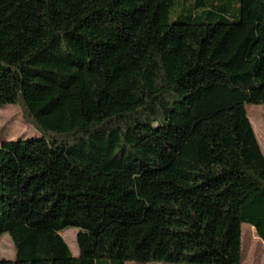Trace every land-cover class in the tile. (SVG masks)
I'll return each instance as SVG.
<instances>
[{"label":"trees","instance_id":"16d2710c","mask_svg":"<svg viewBox=\"0 0 264 264\" xmlns=\"http://www.w3.org/2000/svg\"><path fill=\"white\" fill-rule=\"evenodd\" d=\"M237 1L169 24L174 0H0V106L40 135L0 143V264H242L243 224L264 243V0Z\"/></svg>","mask_w":264,"mask_h":264},{"label":"rangeland","instance_id":"374dc122","mask_svg":"<svg viewBox=\"0 0 264 264\" xmlns=\"http://www.w3.org/2000/svg\"><path fill=\"white\" fill-rule=\"evenodd\" d=\"M207 1H210L217 6H221L223 8V13L226 15L229 22H238L239 4L237 0ZM195 4L196 0H174L171 13L169 14L168 23L173 24L185 22L189 16L196 13V9L194 8ZM245 110L246 113L248 112V120L264 156V106L247 105L245 106ZM39 137L40 135L34 130V128L24 122L22 112L18 106H0V143L16 140H34ZM250 229L253 228L248 224H243L241 226L242 264H264V243H262L257 236V240L253 241ZM63 232H65V244L68 246L72 256L77 257L79 249L75 244V240L77 241L78 230L75 228H69ZM14 257L15 251L12 241L8 235H3L0 238V260H13ZM97 264H117V262L99 261ZM125 264L140 263L129 262Z\"/></svg>","mask_w":264,"mask_h":264},{"label":"crops","instance_id":"0c3cea01","mask_svg":"<svg viewBox=\"0 0 264 264\" xmlns=\"http://www.w3.org/2000/svg\"><path fill=\"white\" fill-rule=\"evenodd\" d=\"M250 230H251V232H252V229H250ZM253 234H254V236H256L254 229H253Z\"/></svg>","mask_w":264,"mask_h":264}]
</instances>
